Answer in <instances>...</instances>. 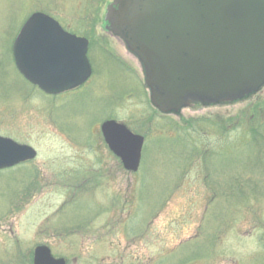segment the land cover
<instances>
[{"label": "rangeland", "instance_id": "1", "mask_svg": "<svg viewBox=\"0 0 264 264\" xmlns=\"http://www.w3.org/2000/svg\"><path fill=\"white\" fill-rule=\"evenodd\" d=\"M105 1L0 0V136L37 152L0 169V264H32L39 244L66 264H264V127L249 129L264 120L253 110L264 88L161 114L136 58L104 29ZM34 11L90 39L93 75L70 95H44L15 67L14 39ZM220 115L242 121L227 132L187 122ZM106 119L145 137L137 172L104 143ZM241 184L253 195L241 200Z\"/></svg>", "mask_w": 264, "mask_h": 264}, {"label": "water", "instance_id": "2", "mask_svg": "<svg viewBox=\"0 0 264 264\" xmlns=\"http://www.w3.org/2000/svg\"><path fill=\"white\" fill-rule=\"evenodd\" d=\"M104 20L141 64L150 102L161 113L195 103H233L264 87V0H112ZM87 48L85 37L35 11L12 51L23 77L54 95L90 76ZM100 131L123 168L136 172L144 137L114 119L103 121ZM35 156L31 146L0 136V169ZM32 264L66 261L37 245Z\"/></svg>", "mask_w": 264, "mask_h": 264}, {"label": "trees", "instance_id": "3", "mask_svg": "<svg viewBox=\"0 0 264 264\" xmlns=\"http://www.w3.org/2000/svg\"><path fill=\"white\" fill-rule=\"evenodd\" d=\"M251 96H246L244 99H248V98H250ZM258 107L256 106L255 107V109H253L256 113H259V114H262V110L264 109V107L262 108L261 106H260V109L258 110L257 109ZM254 112V113H255ZM262 116H264V114H262ZM256 117H259L258 115H256ZM236 118V117H235ZM260 118V120H259V122L257 123V125L255 126V127H252V126H250V131L253 133V135H254V133L256 132V130L258 129V128H261L259 131H261L262 130V128L264 127V120H263V117H259ZM238 120H241L242 121V118H239V117H237L236 118V122H234L233 123V118H231V116L230 117H223V116H218V117H214V118H205V119H193V118H191V119H189V120H187V122H190L192 125H197V123L198 124H200L201 126H211V127H213V126H215L216 128H218L219 130H222L223 132H225V124H224V122L226 123V122H229V123H233L234 125H238ZM253 122V121H252ZM252 122H249V125L252 123ZM226 132H227V130H226ZM255 138V140L257 139L256 137H254ZM252 141V140H251ZM251 141H249L247 144H250L251 143ZM252 143H255L254 141L252 142ZM246 145V144H245ZM244 181H246V180H244ZM255 186H257V184H254ZM227 187H230V186H227ZM227 187H226V190H227ZM248 187H245V185L244 184H241L240 186H237V190H239V194L238 195H243V196H241L242 198H241V200H243L244 198H248V197H250V194H252V193H247V189ZM256 189V188H255ZM250 190V189H249ZM224 193V192H223ZM257 194V191H255L254 192V195L255 196H258V195H256ZM253 195V194H252Z\"/></svg>", "mask_w": 264, "mask_h": 264}, {"label": "flooded vegetation", "instance_id": "4", "mask_svg": "<svg viewBox=\"0 0 264 264\" xmlns=\"http://www.w3.org/2000/svg\"><path fill=\"white\" fill-rule=\"evenodd\" d=\"M106 1L105 0H100V2H99V4L98 5H100V4H103V7H104V3H105ZM108 4H109V1H108ZM107 4V5H108ZM97 9H98V7H97ZM93 21H94V19H92V25H93ZM78 88V87H77ZM77 88H75V89H73V90H69V91H65V92H63V93H60L58 96H65V95H70V94H72V93H74V92H76L77 91ZM82 88V87H81Z\"/></svg>", "mask_w": 264, "mask_h": 264}]
</instances>
